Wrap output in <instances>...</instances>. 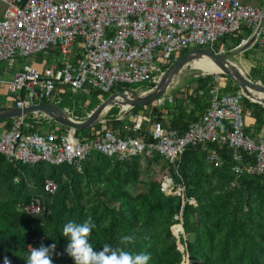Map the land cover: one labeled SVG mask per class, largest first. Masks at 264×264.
<instances>
[{
    "label": "built area",
    "instance_id": "2783aa9c",
    "mask_svg": "<svg viewBox=\"0 0 264 264\" xmlns=\"http://www.w3.org/2000/svg\"><path fill=\"white\" fill-rule=\"evenodd\" d=\"M0 2L5 6L0 16V62L50 54L42 64L34 60L12 78H0V85L14 95L17 107L62 103V95L67 98L77 93L110 94L118 85L157 83L182 51L195 46L214 48L222 38L244 27L253 30L250 37H256L252 45L259 43L264 55V7L243 0ZM249 40L243 39L238 48ZM212 74L215 78L210 88V104L202 117L191 122L183 133L154 119L152 110L142 108L132 111L122 107L124 112H134V120L125 124L124 133L111 130L79 133L60 124L34 130L37 122L20 117L0 126V152L14 164L46 161L69 164L79 172L93 152L119 159L157 152L177 173L188 147L217 143L220 148L231 149L233 171L238 176L264 178V129L256 135L247 133L246 117L253 110L244 105L245 93L241 89L222 93L223 73ZM165 100L161 98L158 105ZM66 110L70 113L69 108ZM225 125L227 128L223 130ZM208 161L216 167L222 164L216 153L210 154ZM169 187H173L175 194L184 191V186H176L168 172L163 177L162 189L167 192ZM57 191V182L47 179L43 193L20 207L45 220Z\"/></svg>",
    "mask_w": 264,
    "mask_h": 264
},
{
    "label": "trees",
    "instance_id": "16d2710c",
    "mask_svg": "<svg viewBox=\"0 0 264 264\" xmlns=\"http://www.w3.org/2000/svg\"><path fill=\"white\" fill-rule=\"evenodd\" d=\"M251 32V28L244 27L242 33L234 35V47ZM260 46L256 43L250 50ZM224 76L229 79L224 92L240 89ZM250 77L264 83V68L257 67ZM212 81V75L200 74L177 89V102L164 107L169 123L161 119L163 123L183 133L191 122L197 121L209 105ZM192 82L196 85L192 86ZM154 86L155 83L146 84L142 90ZM125 88L136 87L118 85L113 91ZM97 96L103 99L105 94L96 92ZM245 104L254 107L256 125L260 128L264 124V105L248 98ZM67 105L68 102H63L61 106ZM148 107H153L154 116L159 114L154 104ZM118 112L119 107L115 106L105 116L114 119ZM37 115L41 113L26 116L37 122L34 130H39L41 121H45V118L37 119ZM75 115L82 118L80 114ZM11 120L0 124L7 125ZM50 121L47 127L59 126ZM123 124L121 121L100 123L88 131H117ZM226 128L225 125L222 129ZM209 150L220 154V166L207 161ZM159 160L164 159L157 152L125 159L93 152L79 172L72 165L46 161L14 164L0 152V264H5V260L8 264H26L32 250L30 245L38 249L42 244L56 245L50 252L53 264H75L66 252L70 241L62 235V230L68 222L83 224L89 217L95 227L88 239L97 252L105 244L120 246L121 236L131 235L135 239L126 250L148 254V264H181L185 258L178 249L176 237L183 231L172 230L174 236L171 227L175 224L174 229L179 230L182 222L185 236L180 240L191 262L187 264H264L263 177L238 176L233 171L231 149L227 146L220 148L217 143H210L207 149L201 145L190 146L182 155L178 172L169 167L176 186L183 185L184 191L181 195L167 194L156 173L148 176L144 169V164ZM164 164L168 165L165 160ZM47 179L57 182L58 191L51 213L42 220L20 206L42 194Z\"/></svg>",
    "mask_w": 264,
    "mask_h": 264
},
{
    "label": "water",
    "instance_id": "95a60500",
    "mask_svg": "<svg viewBox=\"0 0 264 264\" xmlns=\"http://www.w3.org/2000/svg\"><path fill=\"white\" fill-rule=\"evenodd\" d=\"M255 37L256 35H253L242 50L248 49L254 43ZM197 55H205L210 58L220 69L219 72L228 76L237 84L247 98L264 105V83L250 78L246 72L233 61L232 54L217 53L206 47L195 46L191 47L187 52L174 60L153 88L144 91L134 88L113 91L105 96L84 118H76L72 116L66 108L53 102H46L24 108L17 106L2 107L0 108V121L41 113L62 126L71 127L79 131L87 130L100 123H114L120 121L122 118H106L105 113L114 106L135 108L147 106L159 101L168 94V91L181 72L193 68L192 61ZM167 194H174L173 187H169ZM181 226L183 228L182 222Z\"/></svg>",
    "mask_w": 264,
    "mask_h": 264
},
{
    "label": "rangeland",
    "instance_id": "374dc122",
    "mask_svg": "<svg viewBox=\"0 0 264 264\" xmlns=\"http://www.w3.org/2000/svg\"><path fill=\"white\" fill-rule=\"evenodd\" d=\"M234 45H235V41L231 39L230 37H227L226 41L220 40L217 43L218 49L224 47L228 53L233 55L234 62L237 63L246 72L247 75H250V76L253 75V70H257V67L263 68L262 66H264V58L260 59L257 53L253 50H250L248 54L246 55L244 54L241 55L239 50L233 49ZM182 53L184 54V51H182ZM47 58L48 57L46 56L45 53H41L37 55H32L29 58L17 57L15 59L1 61L0 62V77L4 76L6 78H12L15 72L23 69V66L25 64H28L34 60L38 61L39 64H42L43 61L46 60ZM192 67H193L192 69L184 70L180 74L179 78H177L172 88H170V90L168 91V95L165 97L166 99H169L170 97L175 98L177 95L176 93L177 89L185 86L187 81L190 78L195 77L200 74H203V75L206 74L205 72L197 69L198 67H201V66L192 65ZM222 78L229 80L224 75H222ZM145 85H146L145 83H138L132 86L136 87L134 89L142 91V89L145 88ZM195 85H196V82H192V86H195ZM61 98L64 100L65 95H62ZM101 100H102V97H95L92 99L90 95L72 94V95H68V98L65 100V102H68V107L74 110L75 113L80 114L81 117H85V115H87L91 111L90 110L91 107L93 108ZM12 101H14V95L10 93L5 86L0 85V108L8 106V104L15 105ZM56 102H58V100H56ZM60 105H62V103H60ZM43 126L45 127L47 125H43ZM44 127L43 129H45ZM144 169L146 170V175L149 176L150 174L156 173V177L161 181H163L162 178L168 173V168L167 166H165L164 160L156 161V163L155 162L146 163L144 164ZM18 179L19 178H17L16 181H18ZM179 224L181 225V223ZM174 225L171 227V232L175 236L173 231L177 232V230L174 229ZM182 235L185 236L184 229H183V232L180 234V236H177L176 238H177V243H178V249L182 253V255H184V258H185V260L181 264H185V263H188L189 255L185 253V245L181 243L180 237ZM189 263H191L190 260H189Z\"/></svg>",
    "mask_w": 264,
    "mask_h": 264
},
{
    "label": "clouds",
    "instance_id": "9594fccd",
    "mask_svg": "<svg viewBox=\"0 0 264 264\" xmlns=\"http://www.w3.org/2000/svg\"><path fill=\"white\" fill-rule=\"evenodd\" d=\"M95 227L91 223V217L83 224L68 222L62 230V235L67 237L70 243L67 245L66 252L75 261V264H148L150 256L145 253L133 254L126 250L135 237L123 235L119 240V245L113 247L105 244L102 250L94 251L89 243V235ZM56 245L52 244L45 247L43 244L38 248H32L30 256L26 259V264H53L50 252L55 250ZM5 264L8 261L5 260Z\"/></svg>",
    "mask_w": 264,
    "mask_h": 264
},
{
    "label": "crops",
    "instance_id": "0c3cea01",
    "mask_svg": "<svg viewBox=\"0 0 264 264\" xmlns=\"http://www.w3.org/2000/svg\"><path fill=\"white\" fill-rule=\"evenodd\" d=\"M204 1H211V0H204ZM243 2H245V3H248V4H251V5H254V6H257V7H264V0H243ZM4 9H5V6H4V4L3 3H1L0 2V16L1 15H3V12H4ZM244 29V28H243ZM253 31V30H252ZM239 33H242V31H240V32H237V33H234V34H229V35H227V36H225V37H230L231 39H233V36L234 35H237V34H239ZM251 34H252V32H251ZM250 34V35H251ZM224 37V38H225ZM224 38H222L221 40L222 41H226L227 40V38L226 39H224ZM247 38H250L251 39V37L250 36H248ZM244 39H246V38H244ZM243 40V39H242ZM242 42V41H241ZM240 42V43H241ZM256 44V43H255ZM254 44V45H255ZM259 44V43H258ZM239 45V44H238ZM238 45L236 46V47H234L233 49L234 50H239V52H240V54L242 55V54H244V52L246 51V50H248V51H250V49H252L253 48V46L254 45H251L248 49H246V50H242L243 49V47H244V45L241 47V48H238ZM260 45V44H259ZM263 48H264V45L262 46ZM206 48H208V49H211V50H213V51H215V52H217V53H220L219 52V50L220 49H223L224 47H222V48H219L218 49V47H217V45H216V47H214V48H211V47H206ZM189 50V49H188ZM188 50H185L186 52L188 51ZM256 53H257V55L260 57V59H262V58H264V55L263 54H261V52H260V50H259V47H257V48H255V50H254ZM225 54H228V52L226 51V52H224ZM182 55V54H181ZM180 55V56H181ZM46 56L48 57V55L46 54ZM179 57V56H178ZM177 57V58H178ZM176 58V59H177ZM175 59V60H176ZM234 61V60H233ZM173 62V61H172ZM171 62V63H172ZM171 63H170V65H171ZM169 65V66H170ZM168 66V67H169ZM167 67V68H168ZM263 68H264V66H262ZM166 68V69H167ZM260 68V67H259ZM166 71V70H165ZM182 73V72H181ZM180 73V74H181ZM210 75H212V77H213V80H214V78H215V76L212 74V73H209ZM208 74V75H209ZM180 76V75H179ZM198 76V75H197ZM249 76V75H248ZM2 77H4V76H2ZM2 77H0V78H2ZM250 77V76H249ZM179 78V77H178ZM251 78V77H250ZM221 81H220V84H221V86H222V93H228V92H224L223 91V88L226 86V84H227V82H228V80L227 79H224V78H222V75H221V79H220ZM159 81V80H158ZM257 81H261V80H257ZM150 83H153V82H147V83H145V84H150ZM157 83H155V85H156ZM211 85H213L212 84V82H211ZM210 85V86H211ZM153 88V87H152ZM172 88V87H171ZM211 88V87H210ZM126 89V88H125ZM151 89V88H150ZM124 90V89H123ZM118 91H120V90H118ZM141 91V90H140ZM142 91H144V90H142ZM229 92H232V91H229ZM100 93H102V92H100ZM77 94H83V93H77ZM102 94H104V93H102ZM83 95H85V94H83ZM108 94H105V96H107ZM168 95V94H167ZM167 95H165V97L167 96ZM178 95V94H177ZM176 95V97H178ZM91 97H92V99L93 98H95V93L93 94V95H90ZM104 96V97H105ZM98 97V96H97ZM173 98V100L172 101H169L168 99H166L165 101H164V103H163V105H158V103L157 102H155V103H153L154 105H155V107H154V109L155 108H157L160 112H159V114L158 115H156V116H154V111H153V107H149V109H148V105L147 106H142V107H140V108H142V109H147V111L148 112H150L151 110V114H152V116H153V118L154 119H156V120H160V121H162L161 119H164L165 121H167V123H169V116H168V114L165 112L166 110H164V107H166V106H172V105H174L177 101H175L177 98ZM67 98H68V96H67ZM66 97H65V99H64V101L63 102H65V100L67 99ZM245 98H247V96L245 97ZM245 98H244V105H245V107L247 108V109H252L253 110V112H252V114L251 115H249V116H247L246 117V131H247V133H249V134H251V135H256V133L257 132H259V131H261V130H263L264 129V124L260 127V128H257V123H256V117L254 116V114H255V109H254V107H248V106H246V104H245ZM104 99V98H103ZM102 99V100H103ZM249 99V98H248ZM101 100V101H102ZM252 101V100H251ZM11 102V101H10ZM14 104H16L15 103V101H12ZM63 102H62V104H63ZM189 102V101H188ZM254 102V101H253ZM209 104H210V100H209ZM58 105H60V103H58ZM263 105V104H262ZM8 106H15V105H10V104H8ZM61 106V105H60ZM209 106V105H208ZM208 106L206 107V109H205V111L207 110V108H208ZM62 107V106H61ZM115 107V106H114ZM116 107H119V112H118V114H117V117L116 118H122V120H120L121 122H123L124 124H123V127H122V129L121 130H111V131H115V132H118V133H124V126H125V124L126 123H130L131 124V122H133V116H134V112H132V111H134L135 109H137V108H139V107H135V108H132V111L131 112H124L123 110H122V106H116ZM145 107V108H144ZM2 108V107H1ZM63 108H69L68 107V105L67 106H65V107H63ZM112 108V107H111ZM110 108V109H111ZM126 108H131V107H127L126 106ZM139 108V109H140ZM109 109V110H110ZM108 110V111H109ZM69 111H70V114L72 115V116H76L75 115V112H74V110H72V109H70L69 108ZM107 111V112H108ZM205 111L203 112V114L205 113ZM106 112V113H107ZM106 113H105V115H106ZM202 114V115H203ZM202 115H201V117H202ZM76 117H78V116H76ZM200 117V118H201ZM37 119H40V121H41V118H45V121H41V122H51L50 120H52L51 118H49V117H47V116H45L44 114H41V115H37V117H36ZM80 118V117H79ZM82 118H84V117H82ZM107 118V117H106ZM116 118H114V119H116ZM10 120V119H9ZM47 120V121H46ZM163 120V121H164ZM53 121V120H52ZM162 121V122H163ZM41 124V123H40ZM50 124V123H49ZM2 125H4V124H0V126H2ZM42 126H41V128L39 129V130H42L43 129V124H41ZM48 125V124H47ZM166 125V124H165ZM44 128H47V126H45ZM49 128V127H48ZM90 129V128H89ZM79 131V130H78ZM80 131H82V130H80ZM179 131V130H178ZM89 131H88V129L84 132V133H88ZM91 132V131H90ZM82 133V132H81ZM210 143H208L206 146H202V148H204V149H207V147H208V145H209ZM219 146V145H218ZM212 153H216L219 157H220V160L222 161V159H221V156H220V154L218 153V152H216L215 150H209V152H208V154H207V161H208V156L210 155V154H212ZM209 162V161H208ZM210 163V162H209ZM212 164V163H211ZM167 168H168V172L170 173V171H169V167H168V165H167Z\"/></svg>",
    "mask_w": 264,
    "mask_h": 264
},
{
    "label": "bare ground",
    "instance_id": "6f19581e",
    "mask_svg": "<svg viewBox=\"0 0 264 264\" xmlns=\"http://www.w3.org/2000/svg\"><path fill=\"white\" fill-rule=\"evenodd\" d=\"M192 65L201 66V67H198L197 69L205 72L206 74L207 73H217L220 71V69L214 64V62L205 55H197L195 59L192 61ZM177 231H183L182 226H181V229Z\"/></svg>",
    "mask_w": 264,
    "mask_h": 264
}]
</instances>
